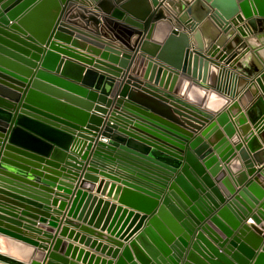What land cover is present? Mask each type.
I'll use <instances>...</instances> for the list:
<instances>
[{
    "label": "water",
    "instance_id": "obj_1",
    "mask_svg": "<svg viewBox=\"0 0 264 264\" xmlns=\"http://www.w3.org/2000/svg\"><path fill=\"white\" fill-rule=\"evenodd\" d=\"M253 35L264 41V0H0V209L17 216L11 203L21 206V214L55 219L42 207L65 162L72 178L84 168L69 213L77 215L87 198L97 203L90 221L102 208L96 223L129 241L112 239L113 249L65 226L62 233L113 256L121 251L116 264H264V182L250 177V153L235 143L238 154L219 127L231 139L238 135L234 123L249 129L246 117L228 119L223 111L205 125L211 114L169 93H179L184 79L222 94L249 82L248 98L259 89L264 93V57L249 46ZM87 41L88 52L119 65L94 62L64 45L84 49ZM248 52L253 59L245 66L241 58ZM211 64L218 73L208 70ZM124 67L123 78L116 79ZM131 67L168 91L132 77ZM237 108L235 99L228 109ZM247 113L264 132V94ZM249 135L248 145L261 161L264 151H255L260 145ZM237 155L247 168L239 175L228 168ZM94 171L108 178L100 180L98 191L119 204L82 189L94 188ZM63 184L58 187L69 188ZM32 188L48 197L27 190ZM9 220L14 225H0V261L29 264L37 241L22 233L19 219ZM37 224V230H52ZM80 254L94 261L88 251ZM51 257L68 260L56 251Z\"/></svg>",
    "mask_w": 264,
    "mask_h": 264
},
{
    "label": "crops",
    "instance_id": "obj_2",
    "mask_svg": "<svg viewBox=\"0 0 264 264\" xmlns=\"http://www.w3.org/2000/svg\"><path fill=\"white\" fill-rule=\"evenodd\" d=\"M88 6H91V5H88ZM77 18H79V17H77ZM173 21H174L175 25H178V24H176L177 21L174 18H173ZM73 24L82 30L90 32V34L96 35V32L92 28H90L89 26L84 27V26H79L78 24H75V23H73ZM101 24H102V22H101ZM180 29H184L182 27V25L180 26ZM99 36L101 38L107 40V38H104V36H102L101 34H99ZM113 42L115 43V40H113ZM105 43H107V42L105 41ZM190 43H191L190 47L192 50L197 48L193 33H190ZM86 44H87L86 48H84V49L78 45H73L72 42H65L64 45L66 47H69V48H72V49H75V50H78L81 52H85L87 55H89V57H92L93 60H95L94 62H96V60H99V61L109 62V63L116 65V66L119 65V60L114 62V61H111L108 56L103 57L101 55V53L96 54V53L91 52V51L88 52L87 47L89 45H92V43L87 41ZM208 48H209V46L207 48L205 47V49H203V51L207 52ZM104 50H105V47L100 48L101 52ZM109 53H112V52L109 51ZM138 53H141V51H139ZM61 56L69 57L65 53H61ZM118 57H119V59H121L122 55L119 54ZM75 61L79 62L80 64H84L86 66L93 67L92 64H89L87 62H83L80 60H75ZM221 63L223 64L224 61H221ZM133 65H134V63H133ZM225 66H227V65H225ZM95 69L97 71H99L100 73H106L107 75H111L110 73L104 72L98 68H95ZM126 70H127L126 67L122 68V72H121L120 76H117L116 79H122ZM129 74L132 77L137 78L143 84L144 83H150L151 85H155L156 87H161V89H166L163 86H159L158 84H155V82L153 80H150L149 77H145L144 74L133 71L132 67L129 70ZM98 81H99V77L97 78L96 83H98ZM248 83L244 84L241 87L237 86L235 84L233 87V93L232 92L231 93H227V92L223 93V94L228 95L231 98V103L235 99H236V101H238V108L237 109L230 110L227 107L224 111L227 112L228 119L233 120V117H237L241 113H243L244 116L246 117L245 124L249 125V129L246 132H244L243 129H241V126H242L241 124L234 123L236 128H237L236 133L241 137V144L243 145V147H245L246 150L250 153V157H251V160L253 163L252 165L255 167V171L253 172V174L250 177H253V176L256 177L259 175L260 182H261V184H263V182H264V156H263V159L261 161L258 160L254 156V152H253L252 148L248 145L247 139L250 136L249 135L250 132L254 133V135H256L257 141L260 145V147L255 149V151H258V150L264 151V132H262V131L259 132L258 128L256 127L257 122L255 123V120H253L251 118V116L247 113V111L252 106V104L254 103L257 96L264 94V93L261 91V89H259L257 94H255L252 98H248L245 95V91L247 89ZM120 88H121V86L118 88V92H119ZM166 90L168 91V89H166ZM169 93H171L175 97H178L179 99H182V101H185L183 98H181L178 95V92L174 93L173 91H170ZM240 96L242 97L241 99H239ZM98 103H101V102H99V101L95 102V104H98ZM114 106H116V104L114 105V103H113V105H111V108L112 107L114 108ZM204 112L208 113L206 111H204ZM209 114H211V113H209ZM215 118H217V114H211V118L209 119V121H207L205 123V125H208L209 122L212 120H216ZM219 127L222 131L223 136H226L228 138V140L230 141V143H232L230 137L227 136V132L224 129V125L219 123ZM213 135L214 134H212V136ZM232 146L235 148V151L239 154V149L236 148V145L233 143ZM77 150L71 151L75 155L74 158H76L77 161H82L83 165L86 166L88 161H86V159H83L81 154ZM70 160L74 161L71 158H70ZM62 165H65V168L62 170V173L57 174L55 181L51 185L48 184L50 187V189H48L49 202H48L46 207L45 206L42 207L43 209H46L50 213V215L53 216L55 219H52L50 216H46L43 214H39L38 218H34V216H31L30 214H21L22 213L21 212V209H22L21 206L10 203V204H8L10 206V209H13V207H17V208H15V210H18L19 214L17 216H12L8 212H5L2 209H0V225L3 227L7 226V225H14V223L12 221H10L9 218L10 217H16V219H19L21 221V225L19 227H20L22 233L37 241V245L34 248L35 251L32 252L31 257L28 260L29 264L32 262V260H36V259H38L40 264H48V261L50 259H53V261H57L60 264H73V263L74 264H96V262H95L96 258H99L97 264H102L103 260L105 261V263H103V264H108L109 261H111V264H116V261L118 259L119 254L121 253V251L119 252V254L117 256H113L112 253L108 254L107 252H104L101 249H97L96 247L91 246V244H86L85 242H81L79 239H75V236H70L69 234H63L62 233V228L65 226L68 229L73 230L75 233H78L80 235H85L86 237H89L91 240L97 241L98 243H101L102 245H106L107 247L113 248V249H115L117 247V242L112 240V239H115V238L121 239L124 244H127V242L129 241V240H125V237H121L120 235L117 236L116 234H112L107 229L108 227L103 228V222L100 224L96 223V219L100 216L102 208L97 209V211L95 212V220L90 221V217H92V215L94 214V211L97 207V203L92 205L93 203L91 204V200L87 201L86 200L87 198L81 203V207L79 208V212L77 215H75L73 213L72 214L69 213L70 202H71V199L74 195V192L77 189V187L78 188L81 187L79 182L82 179L81 177H82L84 168L83 169L78 168L76 170L77 172H76L75 176H73V178H72V177H69V176H72V174H70V172L68 173L69 168H67L70 166L66 165L65 162H62ZM245 170H247L246 167H245ZM43 171L45 174L51 173L48 170H43ZM87 171H89V170H87ZM94 173H95V175L98 176V180L94 181V188L89 189V188H85L84 186H82V189L84 191L88 192L89 194H91L92 196H96L98 198H103V199L109 200L115 204H119V201L116 198H114L112 196H108L107 194H103L101 191H98V189H97L100 180L104 179V178L108 179L107 176H104V174L101 171H98V172L94 171ZM110 180L113 181V179H110ZM116 182L119 183V181H116ZM0 183H4V182L0 181ZM60 183H64L63 185H66V186L69 185V186H67L69 188L66 189V188H64V186H62V188H59L58 185ZM27 190L32 191L31 193L36 192L34 190V188L27 189ZM36 193L38 195H43V196L48 197V195L40 194L38 192H36ZM22 195H25V194H22ZM29 197L34 199V200L40 201L39 199H36L35 197H32V196H29ZM55 199H57V202L54 201ZM58 200H59V202H58ZM61 201H65V204L62 207H60ZM45 204H43V205H45ZM83 210H84V215L80 217L79 214ZM106 216H107V213L105 212L104 220H105ZM67 219H69L70 222L67 221ZM37 221H40L44 225H48V227H51L52 230H48L46 228H42L41 230H37V227H39V225L37 224ZM27 225H29L31 227H28ZM134 236H135V234L131 238H133ZM57 239L61 240V244H59L56 247ZM64 242H65V244H64ZM1 244H2V242H1ZM2 245L5 249L7 248L5 244H2ZM69 245H71L70 251H68ZM75 248H76V251H75ZM81 249L84 250L85 252L88 251L90 254L94 255V257H95L94 261L89 262L90 256L87 257L86 259H84L85 254H80ZM30 250L31 249H28L27 252H29ZM54 251H56L57 253H59L60 255H62L64 257H66L68 260L63 262V261H60L56 258H52L51 253ZM0 264H5V262H2V260H1Z\"/></svg>",
    "mask_w": 264,
    "mask_h": 264
},
{
    "label": "clouds",
    "instance_id": "obj_3",
    "mask_svg": "<svg viewBox=\"0 0 264 264\" xmlns=\"http://www.w3.org/2000/svg\"><path fill=\"white\" fill-rule=\"evenodd\" d=\"M248 44L250 47L257 49L259 55L264 57V41L253 35L248 39ZM252 59L253 54L248 52L241 58V63L247 66L251 63ZM208 70L212 73L219 72L218 67L214 64L209 65ZM178 95L187 103L199 106L203 111L211 114L223 112L231 103V98L228 95L222 94L213 88L193 84L189 79L183 80ZM231 141L234 144L241 143V137L239 135H234L231 137ZM228 168L233 174L239 175L245 170V162L237 155L229 161Z\"/></svg>",
    "mask_w": 264,
    "mask_h": 264
}]
</instances>
